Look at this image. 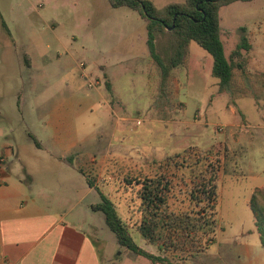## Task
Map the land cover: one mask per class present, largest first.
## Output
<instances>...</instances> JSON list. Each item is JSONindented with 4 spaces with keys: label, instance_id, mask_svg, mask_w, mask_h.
<instances>
[{
    "label": "rangeland",
    "instance_id": "obj_1",
    "mask_svg": "<svg viewBox=\"0 0 264 264\" xmlns=\"http://www.w3.org/2000/svg\"><path fill=\"white\" fill-rule=\"evenodd\" d=\"M53 1L75 18V24L65 22L61 28L77 37L73 61L63 48L46 51L49 31L41 16L46 6L40 5L45 0H0V139L13 141L15 151L24 155L26 169L65 181L63 171L71 168L50 159L37 141L41 138L45 147H53L56 132L47 129L45 135L40 123L64 124L62 138L82 140L78 155L68 161L83 168L97 190L115 202L134 240L145 250L165 256V264H264V248L250 207L256 188L264 189V0L235 1L220 8L226 56H231L243 35L255 48L243 50V57L236 59L243 62L244 70H234V93L218 90L213 57L192 41L170 80L167 97H159L160 69L155 61L149 63L147 44L141 38L146 25L138 13L123 7L128 15L114 17L116 10L111 15L107 0H92L91 18L86 0ZM154 1L162 7L184 0ZM111 25L129 27L128 34ZM89 26L91 42L89 35L87 40L83 37ZM119 34L128 56L116 66H106L99 54L108 42L120 40ZM27 48L33 55L31 67L19 64ZM80 61L86 63L84 70ZM62 67L66 71L61 76ZM48 72L55 77L59 73L57 79L48 80ZM109 74L114 77L111 89L106 85ZM207 156L220 165L215 241L203 251L186 247L173 252L159 240H146L139 231L144 206L134 178L165 171L172 179L169 209L194 212L203 203L192 199L191 180L206 164L196 162ZM55 195L60 200V194ZM99 214L93 219L98 225L92 229V245L100 264H156L120 245ZM190 218L198 223L201 219L194 214Z\"/></svg>",
    "mask_w": 264,
    "mask_h": 264
},
{
    "label": "crops",
    "instance_id": "obj_2",
    "mask_svg": "<svg viewBox=\"0 0 264 264\" xmlns=\"http://www.w3.org/2000/svg\"><path fill=\"white\" fill-rule=\"evenodd\" d=\"M107 1L109 4L106 8L111 12V15L114 10H116L114 17L117 14L128 15V11L123 10V7H130H113L109 0ZM86 2V8L89 9L92 18V0H86ZM7 5L8 3L4 6L7 7ZM40 5H42L41 7L46 6L41 14L47 26L46 29L49 31L46 51L58 47L63 48L68 50V59L75 60L72 46L77 41V37L74 33L61 30L65 22L75 24V18L55 6L53 0H45ZM132 10L138 13L136 10ZM2 12L0 2V13L2 14ZM137 15H139L137 18L146 25L144 18L139 13ZM76 26L79 27L77 24ZM114 28L120 34H128L129 27L127 28V26L111 25V29ZM86 34L90 36L91 42L92 27L85 28V35H83L85 40H87ZM120 34L118 35L120 40L115 39L108 42L106 51L99 54L106 66H116L128 56L126 52L128 46L122 45L123 35ZM141 38L147 44V27L146 34L142 33ZM28 49H25L20 57L21 61H24L19 62L25 67H31L34 63L33 55ZM81 49L87 50L84 42H82ZM147 49L146 55L149 56L151 64L154 60L150 55L148 44ZM254 49L252 45V50ZM31 51L33 52V50ZM79 65L83 67V70L86 68L84 61H80ZM102 70H106V68L104 67ZM65 71L64 67L60 68V75L62 76ZM175 71L176 68L173 70L174 74ZM58 74L55 77L53 73L48 72L46 77L48 80L55 81ZM82 76L85 80L89 78L85 71ZM107 78L113 86V74H109ZM38 127L44 129L45 135H47V129L56 131L51 138L53 147H45L43 140L35 136L50 159L61 162L71 170L63 171L68 177L65 181L57 176H55L57 177L55 180L49 179L48 172L45 173L46 177H41L35 170H30L28 167L26 169L22 165L25 159L24 155L20 151H15L12 140L0 139V159L2 156L5 157L4 165L0 162V264H100L92 245V229L98 225L94 220L100 214L99 211L92 208V205L100 202L101 197L96 185L92 184V180L83 168L68 161L74 160V157L78 155L77 146L82 140L75 136L62 138V131L67 129L64 124L40 123ZM121 128L126 129V125L121 124ZM56 148L59 151H54ZM24 168L25 170H23ZM42 179L44 180L43 184H41ZM56 193L60 194V200L56 198ZM77 193H81V195H77Z\"/></svg>",
    "mask_w": 264,
    "mask_h": 264
},
{
    "label": "trees",
    "instance_id": "obj_3",
    "mask_svg": "<svg viewBox=\"0 0 264 264\" xmlns=\"http://www.w3.org/2000/svg\"><path fill=\"white\" fill-rule=\"evenodd\" d=\"M235 1L252 0H184L170 2L162 7L153 0H109L113 7L128 6L136 10L146 21L150 55L160 69L159 97L168 96L169 83L174 76L173 70L185 61L192 41L213 57L212 75L218 79V90L234 93V70H244L243 62L236 59L243 57V50H252L249 37L243 35L231 56L228 58L225 54L219 12L222 6ZM242 30L245 32L244 27ZM106 85L109 89L112 88L110 82H106ZM180 155L183 156L181 153L176 156ZM172 157L169 156L170 159ZM182 159L187 161L185 156ZM198 160L196 163L205 160L206 164L198 175H195L196 179L191 180L190 195L203 205L194 212L169 209L167 201L172 179L165 171L153 177L134 178L139 185L138 194L144 206L139 231L150 242L161 241L164 249L167 248L168 251L178 252L186 247L203 251L215 241L220 165L208 156ZM127 181L131 183L130 179ZM99 193L101 201L93 204L92 208L102 213L106 225L114 232L118 243L156 264H165V256L145 250L134 240L127 224L119 216L115 202L101 191ZM250 207L256 218V227L264 248L263 188H256L250 199ZM191 214H194V218L196 215L200 216L199 223L191 220Z\"/></svg>",
    "mask_w": 264,
    "mask_h": 264
},
{
    "label": "built area",
    "instance_id": "obj_4",
    "mask_svg": "<svg viewBox=\"0 0 264 264\" xmlns=\"http://www.w3.org/2000/svg\"><path fill=\"white\" fill-rule=\"evenodd\" d=\"M0 162L2 163V165H4V163H5V157L4 156L1 157Z\"/></svg>",
    "mask_w": 264,
    "mask_h": 264
}]
</instances>
